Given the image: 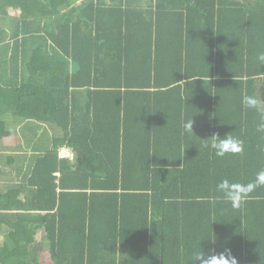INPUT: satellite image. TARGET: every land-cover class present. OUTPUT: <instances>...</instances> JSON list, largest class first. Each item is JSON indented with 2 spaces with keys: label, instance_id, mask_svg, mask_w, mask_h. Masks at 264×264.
Listing matches in <instances>:
<instances>
[{
  "label": "trees",
  "instance_id": "obj_1",
  "mask_svg": "<svg viewBox=\"0 0 264 264\" xmlns=\"http://www.w3.org/2000/svg\"><path fill=\"white\" fill-rule=\"evenodd\" d=\"M261 53L264 0H0V264H264Z\"/></svg>",
  "mask_w": 264,
  "mask_h": 264
},
{
  "label": "clouds",
  "instance_id": "obj_2",
  "mask_svg": "<svg viewBox=\"0 0 264 264\" xmlns=\"http://www.w3.org/2000/svg\"><path fill=\"white\" fill-rule=\"evenodd\" d=\"M258 60L264 65V53L258 56ZM219 79V76L217 77ZM199 80V79H198ZM211 80V78H210ZM197 81V80H196ZM243 105L246 109L254 110L258 113L260 119L257 124V131L264 133V99L256 96L245 94L243 96ZM215 118V115H213ZM195 120L192 118L184 123L183 127L186 132L194 133ZM205 148H211L216 156L224 158L226 156H244L245 144L244 141L228 134L221 138L219 132L213 134L211 138L206 139ZM63 148V147H62ZM264 188V170L257 173L255 180L247 184L241 182H230L224 179L218 185V191L223 194V198L230 202L233 209L240 210L250 199H259L253 195L258 189ZM215 243V241H212ZM193 264H239L237 258L232 254L231 249H225L221 253H217L212 249L210 253L197 252L192 257Z\"/></svg>",
  "mask_w": 264,
  "mask_h": 264
},
{
  "label": "crops",
  "instance_id": "obj_3",
  "mask_svg": "<svg viewBox=\"0 0 264 264\" xmlns=\"http://www.w3.org/2000/svg\"><path fill=\"white\" fill-rule=\"evenodd\" d=\"M81 1V0H80ZM16 13V12H15ZM45 128H47L48 129V133H49V131H50V134L52 133V131L50 130V128L47 126H43V128H41V130H40V135L41 134H43V132H44V129ZM39 134V133H38ZM10 144V143H9ZM4 146L6 147V149L7 148H9V147H11V144L10 145H6V144H4ZM8 154H11V151L8 153ZM30 154V153H29ZM27 164H25V165H23L24 167L26 166ZM23 198V197H22ZM7 233H9V228L7 227V226H5V225H3L2 226V228L0 229V246H2L3 245V243H4V237L7 235ZM43 232L42 231H40V232H38V235H37V239L38 240H41L42 239V237H43ZM45 248L47 249L48 247H47V244L45 245Z\"/></svg>",
  "mask_w": 264,
  "mask_h": 264
},
{
  "label": "built area",
  "instance_id": "obj_4",
  "mask_svg": "<svg viewBox=\"0 0 264 264\" xmlns=\"http://www.w3.org/2000/svg\"><path fill=\"white\" fill-rule=\"evenodd\" d=\"M59 157L61 159H69L72 161L74 159V154L69 148L63 147L59 150Z\"/></svg>",
  "mask_w": 264,
  "mask_h": 264
},
{
  "label": "rangeland",
  "instance_id": "obj_5",
  "mask_svg": "<svg viewBox=\"0 0 264 264\" xmlns=\"http://www.w3.org/2000/svg\"><path fill=\"white\" fill-rule=\"evenodd\" d=\"M16 14H17V12H16ZM47 132H48V129L45 128L43 134H41V135H45ZM49 133H50V131H49ZM10 144H11V143H10ZM47 259H48V257H47ZM47 259H46V260H47Z\"/></svg>",
  "mask_w": 264,
  "mask_h": 264
}]
</instances>
